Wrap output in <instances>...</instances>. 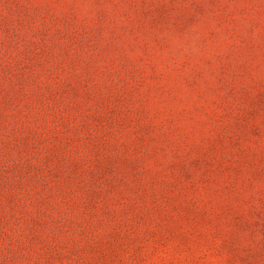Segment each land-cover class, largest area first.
Returning <instances> with one entry per match:
<instances>
[{
    "label": "rangeland",
    "instance_id": "374dc122",
    "mask_svg": "<svg viewBox=\"0 0 264 264\" xmlns=\"http://www.w3.org/2000/svg\"><path fill=\"white\" fill-rule=\"evenodd\" d=\"M0 264H264V0H0Z\"/></svg>",
    "mask_w": 264,
    "mask_h": 264
}]
</instances>
